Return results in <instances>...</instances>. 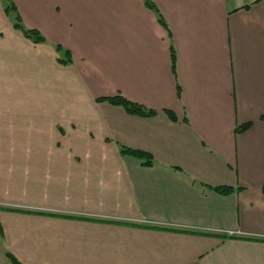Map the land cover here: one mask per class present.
<instances>
[{
	"label": "crops",
	"instance_id": "1",
	"mask_svg": "<svg viewBox=\"0 0 264 264\" xmlns=\"http://www.w3.org/2000/svg\"><path fill=\"white\" fill-rule=\"evenodd\" d=\"M149 1L0 0V264H264V0Z\"/></svg>",
	"mask_w": 264,
	"mask_h": 264
},
{
	"label": "trees",
	"instance_id": "2",
	"mask_svg": "<svg viewBox=\"0 0 264 264\" xmlns=\"http://www.w3.org/2000/svg\"><path fill=\"white\" fill-rule=\"evenodd\" d=\"M2 2L4 4V12L7 15L12 16L11 17L12 26L15 30L21 32L26 38L31 39L35 43H43L44 42L43 37L38 32H36L35 30H25L23 28V26L21 24L20 15H19L16 7L14 6V4L11 2V0H2ZM145 6L147 7V9L152 10L157 14V19H158L159 24L164 29H166L164 21L162 20L160 15H158L153 4L149 0H145ZM55 50L57 52L61 51L60 46H56ZM68 55H69V53L65 52V56L68 57ZM69 61H70V59L68 58L66 61L59 60V63L61 65H65ZM171 68L174 72V55L172 53H171ZM96 102L97 103H108L109 105L119 107L126 114H128L130 116H136V117H141V118H152L156 114V112H154L152 110L145 109L144 107H142L138 104L132 103V102L124 99L119 94L112 96V97L99 98L96 100ZM166 115L171 121H175V118L171 113L166 112ZM244 129H246V127L240 128L239 130H236V131H242ZM119 152L121 155L134 157V158L139 159V160L145 159L144 166L149 167L151 165V157L148 154H145L143 152L136 151V150H130V149H127L124 147H119ZM215 190L220 194H226L229 192L228 188H218ZM0 233H1V230H0ZM6 257L9 260L10 264H19L11 255L7 254Z\"/></svg>",
	"mask_w": 264,
	"mask_h": 264
},
{
	"label": "rangeland",
	"instance_id": "3",
	"mask_svg": "<svg viewBox=\"0 0 264 264\" xmlns=\"http://www.w3.org/2000/svg\"><path fill=\"white\" fill-rule=\"evenodd\" d=\"M12 20V19H11Z\"/></svg>",
	"mask_w": 264,
	"mask_h": 264
}]
</instances>
